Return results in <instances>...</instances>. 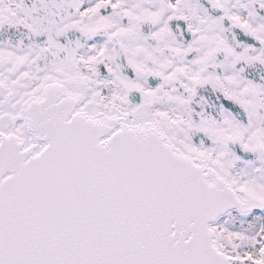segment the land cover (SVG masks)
<instances>
[{"label":"snow or ice","instance_id":"1","mask_svg":"<svg viewBox=\"0 0 264 264\" xmlns=\"http://www.w3.org/2000/svg\"><path fill=\"white\" fill-rule=\"evenodd\" d=\"M0 264H264V0H0Z\"/></svg>","mask_w":264,"mask_h":264}]
</instances>
